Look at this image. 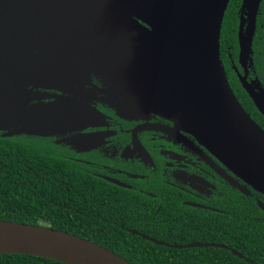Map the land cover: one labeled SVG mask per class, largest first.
I'll use <instances>...</instances> for the list:
<instances>
[{
    "label": "water",
    "instance_id": "1",
    "mask_svg": "<svg viewBox=\"0 0 264 264\" xmlns=\"http://www.w3.org/2000/svg\"><path fill=\"white\" fill-rule=\"evenodd\" d=\"M229 2L0 0V123L21 122L24 125L15 132L50 135L95 117V111L63 96L49 106L18 109L38 96L15 83L25 78L45 87L71 90L69 84L89 76L81 42L106 40L112 49H120V88L127 97L179 120L237 177L264 195V128L238 99L220 57L221 28ZM259 4L260 0H243V8L253 10L252 23L244 31L241 22L239 31L244 66L252 51ZM4 52L11 59L5 61ZM27 56H34L32 63L23 61ZM104 59L110 67L112 63ZM241 79L264 115V88L255 90L246 75ZM0 129L5 127L0 124ZM218 171L251 193L224 169ZM258 204L264 209V202ZM197 245L207 244H188ZM0 253L30 254L70 264H135L80 235L3 219Z\"/></svg>",
    "mask_w": 264,
    "mask_h": 264
},
{
    "label": "flooded vegetation",
    "instance_id": "2",
    "mask_svg": "<svg viewBox=\"0 0 264 264\" xmlns=\"http://www.w3.org/2000/svg\"><path fill=\"white\" fill-rule=\"evenodd\" d=\"M263 4L264 0H260L252 51L246 66L240 61L239 31L241 22L244 31L252 23L250 17L253 10L243 8V0L237 4V55L231 52V48H236L235 41L227 43L222 54L220 51L228 79L232 70L234 75L231 76L237 77L247 93L241 79L245 75L246 82L255 90L264 88ZM260 19L263 24L258 29ZM258 31L261 35L256 39ZM81 46L89 76L69 84L71 90L45 87L24 78V81L15 84L34 90L38 97L18 109L49 106L63 96L75 98L82 107L95 111V117L50 135L55 143L62 142L61 146L67 149L70 158L79 161L88 172L100 177L101 185L118 194L116 199L120 206V218L116 221L120 224V237L124 236V230L129 234H142L128 225V221L121 215L122 208L130 206L149 215L147 230L163 232V238L153 235L151 239L171 247L204 243L207 244L204 247L216 246L234 253L236 250L230 244L219 241H233L235 238L237 209L244 205L235 199V192L252 196L254 189L187 131L179 120L176 121L164 110L136 104L122 92L120 49H112L114 46L106 40L100 43L81 42ZM37 52L45 56L43 51ZM104 56L107 62L112 63L110 67ZM2 57L7 61L12 55L4 52ZM33 59L34 56H27L23 61L26 64L32 63ZM94 108L103 116H98ZM256 122L264 128L263 122ZM0 124L5 127L2 130L7 135L27 133L15 132V129L24 125L21 122L6 121ZM219 167L246 186L251 193L233 185L218 171ZM256 200L260 199L256 197Z\"/></svg>",
    "mask_w": 264,
    "mask_h": 264
},
{
    "label": "trees",
    "instance_id": "3",
    "mask_svg": "<svg viewBox=\"0 0 264 264\" xmlns=\"http://www.w3.org/2000/svg\"><path fill=\"white\" fill-rule=\"evenodd\" d=\"M240 1L230 0L226 9L221 28V54L227 43L235 41L236 48H231V52L237 55ZM261 10L263 15L264 4ZM262 24L260 19L258 29ZM260 35L258 31L256 39ZM229 74L230 85L244 108L264 123V115L237 77L231 76L232 70ZM61 145L51 135H7L0 129V219L47 225L77 234L135 264H264V209L256 200L257 197L264 202L263 194L255 190L252 196L235 192V199L244 203L237 209L235 238L219 242L230 244L239 254L216 246L158 244L145 235L163 238V232L147 230L149 215L130 206L123 207L121 215L142 234L124 230V236L120 237V224L116 221L120 218L118 194L101 185L102 179L70 158ZM0 264L70 263L30 254L0 253Z\"/></svg>",
    "mask_w": 264,
    "mask_h": 264
},
{
    "label": "rangeland",
    "instance_id": "4",
    "mask_svg": "<svg viewBox=\"0 0 264 264\" xmlns=\"http://www.w3.org/2000/svg\"><path fill=\"white\" fill-rule=\"evenodd\" d=\"M44 226H47V225H44Z\"/></svg>",
    "mask_w": 264,
    "mask_h": 264
}]
</instances>
